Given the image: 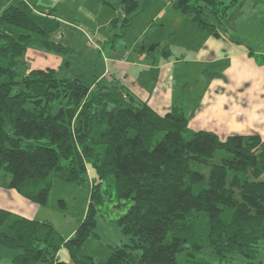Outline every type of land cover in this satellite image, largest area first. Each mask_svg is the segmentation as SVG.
I'll return each instance as SVG.
<instances>
[{"label": "trees", "instance_id": "trees-1", "mask_svg": "<svg viewBox=\"0 0 264 264\" xmlns=\"http://www.w3.org/2000/svg\"><path fill=\"white\" fill-rule=\"evenodd\" d=\"M235 1L174 0L173 6L219 37ZM122 3L126 27L137 1ZM60 27L53 9L25 0L0 11V171L10 176L8 188L41 206L52 173L88 183L93 170L94 186L85 218L67 239L48 221L0 209V247L18 251L12 264H229L224 260L234 255L264 264V138L222 140L192 130L180 108L160 115L122 88L28 68L31 47L71 51L52 39ZM200 166L210 168L208 177ZM110 186L116 199L131 203L117 220L130 243L96 263L80 252L114 196ZM62 248L70 262L59 259ZM206 250L219 262L201 257Z\"/></svg>", "mask_w": 264, "mask_h": 264}, {"label": "rangeland", "instance_id": "rangeland-1", "mask_svg": "<svg viewBox=\"0 0 264 264\" xmlns=\"http://www.w3.org/2000/svg\"><path fill=\"white\" fill-rule=\"evenodd\" d=\"M13 1L15 0H0V11ZM27 1L53 9L61 21V27L53 34L52 39H59L71 51L59 54L51 52L63 61L62 67L57 70V76L81 78L89 85L96 82L105 62L112 66L113 62L109 63L106 57L112 54L114 48L117 52L120 51L121 55L130 50L132 55L146 52L148 57L155 51L156 54L160 52L165 58L168 56L169 59H184L186 56L191 57L195 47L202 41L198 25L174 8V0H136L137 7L129 14L131 21L126 27L121 26L126 16L122 7L123 0H36L38 3L34 0ZM225 1L229 4L232 0ZM115 17L120 18L116 27L111 26V21ZM227 22L232 37L242 40L256 50L264 51V0L235 1L229 9ZM96 28L101 33L109 31L113 34L117 33L118 38H113L101 50L95 44H89L88 34H93ZM30 49L39 51L42 49L47 52L40 47ZM30 59L28 56L25 57V61L29 60L34 64V60ZM26 65L30 66V63ZM188 65L190 69L192 64L188 63ZM180 67L182 68L181 65ZM183 70L187 71L186 68ZM183 76L186 77L184 73ZM101 84L106 83L102 81ZM198 168L206 177L209 176L210 168L204 166ZM90 172L92 177L94 172L93 170ZM6 177L10 179L8 174L0 171V180ZM50 177L53 186L46 205H39L37 218L50 222L59 235L67 239L78 229L86 216L91 187L94 186L93 180L89 179L88 183L66 181L55 173ZM107 189L114 196L111 201L107 200L106 205L97 213L94 230L96 235L87 239L80 252L81 256L92 257L96 263L105 262L113 247L130 243V237L122 232L117 220L131 203L116 199L114 186ZM2 249L5 253H18L3 247ZM62 251L70 259L68 250L62 248ZM201 257L211 262H219L218 257L209 250L204 251ZM259 259L264 263V244L261 246ZM5 261L4 259L3 264ZM179 261L184 263L182 256L179 257ZM224 263L246 264V260L234 255L229 256Z\"/></svg>", "mask_w": 264, "mask_h": 264}, {"label": "crops", "instance_id": "crops-1", "mask_svg": "<svg viewBox=\"0 0 264 264\" xmlns=\"http://www.w3.org/2000/svg\"><path fill=\"white\" fill-rule=\"evenodd\" d=\"M112 21L111 26L114 25ZM227 25L219 37L198 29L202 41L195 47L193 55L184 59H169L164 54L165 58L155 51L148 57L146 52L132 55L130 50L121 55L114 48L106 57L109 63L113 62L112 66L105 62L92 85L122 88L130 97L147 102L160 115L180 108L189 118L192 130L211 131L222 140L234 134H259L264 138V51L232 37ZM88 37L89 44L102 50L113 38H118V34L101 33L96 28ZM53 40L66 46L59 39ZM26 56L34 60V64L25 61L30 63L26 66L31 69L57 71L63 64L58 55L42 49H29ZM188 63L192 64L190 69ZM102 81L106 84H101ZM9 180L7 177L0 180V209L38 220L39 205L8 188ZM15 255L5 253L0 247V264L4 259L5 264H12ZM59 259L70 262L62 250Z\"/></svg>", "mask_w": 264, "mask_h": 264}]
</instances>
